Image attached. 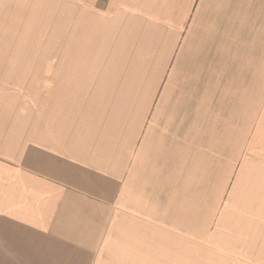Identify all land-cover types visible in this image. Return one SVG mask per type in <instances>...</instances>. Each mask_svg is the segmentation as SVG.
<instances>
[{"label": "crops", "instance_id": "1", "mask_svg": "<svg viewBox=\"0 0 264 264\" xmlns=\"http://www.w3.org/2000/svg\"><path fill=\"white\" fill-rule=\"evenodd\" d=\"M31 1L0 0V19ZM104 1L88 18L105 56L57 57L49 77L46 58L0 55V264H264L255 69L238 84L264 0ZM224 136L250 149L227 154L248 178L232 212Z\"/></svg>", "mask_w": 264, "mask_h": 264}, {"label": "rangeland", "instance_id": "2", "mask_svg": "<svg viewBox=\"0 0 264 264\" xmlns=\"http://www.w3.org/2000/svg\"><path fill=\"white\" fill-rule=\"evenodd\" d=\"M104 0H85L76 2L73 0H32L27 7L25 18H16L15 24L7 23V19H0V55L6 57H27L32 60L40 58L48 60V74L55 72V59L61 58H81L85 56L102 57L104 55V45H96V42L103 40L104 33L101 27L96 22H89L92 14H95L96 19L103 18ZM6 23V27H5ZM111 52V51H108ZM249 53V63L241 67V79L239 81L241 92L247 84V79H251L253 75L252 69H255L256 75V120L264 119V102H263V63H264V45H252L246 50ZM254 63V66L252 65ZM53 69V70H52ZM34 72L32 79L34 80ZM38 77V76H37ZM54 78L49 79V84ZM251 84V82H249ZM35 91L40 87V81H33ZM235 85V84H234ZM233 85V86H234ZM49 88V87H48ZM232 89V88H231ZM38 95V94H37ZM229 128V126H227ZM257 128H259L257 124ZM225 130V135H226ZM242 133V132H241ZM242 136V135H241ZM240 146L226 145V137L224 136V173H233V177H224L223 179V205H220V210L238 211L239 200L247 201L246 186L248 178H235L241 161L226 162L227 154L240 153V158H246L250 153L249 147L245 145V139H240ZM227 143L230 141L227 140ZM261 146H256V153L259 152ZM237 149V151H236ZM216 147L209 149V205L215 204L217 201L215 178V158ZM231 157V156H230ZM234 167V169L232 168ZM233 170V171H232ZM245 170L240 171L243 173ZM237 180L240 181V188H233ZM245 193V194H244ZM246 208V206H245Z\"/></svg>", "mask_w": 264, "mask_h": 264}]
</instances>
